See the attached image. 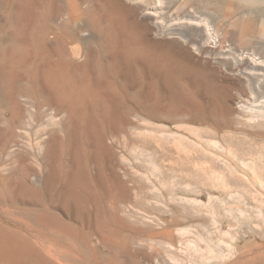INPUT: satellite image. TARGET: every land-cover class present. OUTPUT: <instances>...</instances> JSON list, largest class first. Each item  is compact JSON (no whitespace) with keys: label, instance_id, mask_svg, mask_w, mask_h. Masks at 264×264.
<instances>
[{"label":"rangeland","instance_id":"374dc122","mask_svg":"<svg viewBox=\"0 0 264 264\" xmlns=\"http://www.w3.org/2000/svg\"><path fill=\"white\" fill-rule=\"evenodd\" d=\"M114 1L0 0V264H264V0H160V27L140 12L158 0ZM65 58L113 101L84 111L120 181L93 132L69 180L65 113L31 81Z\"/></svg>","mask_w":264,"mask_h":264},{"label":"bare ground","instance_id":"6f19581e","mask_svg":"<svg viewBox=\"0 0 264 264\" xmlns=\"http://www.w3.org/2000/svg\"><path fill=\"white\" fill-rule=\"evenodd\" d=\"M114 1V0H113ZM141 2H139V4H143L145 0H140ZM116 2V1H114ZM135 2V1H134ZM158 4H156V6H150L147 4L148 2H145V4L141 7V14L142 15H146L152 20V23L155 24V26H162L161 23H163L162 21H158V15H161L162 10H166L164 8H162V4L160 2V0L157 1ZM156 2V3H157ZM137 3V2H136ZM141 4V5H142ZM140 5V6H141ZM121 7V6H120ZM164 7V6H163ZM184 8V7H183ZM192 9V8H191ZM132 11V10H131ZM190 10H188L189 12ZM194 13V11H191ZM166 13V12H165ZM195 14V13H194ZM100 15V14H99ZM132 15V14H131ZM130 15V16H131ZM164 15V14H163ZM183 16V15H181ZM180 16V17H181ZM100 17V16H99ZM164 17V16H163ZM147 18V19H148ZM166 18V16H165ZM178 19V18H177ZM160 20V19H159ZM162 20H164L162 18ZM208 19L203 18L201 19L198 16H193V15H185L183 16V19H178L177 21L175 20V22L173 24H171V28L173 29H180V28H184L187 27V29H190L191 27H201L199 28V37L204 38L207 35L210 36L209 34H211L212 31L208 30L209 26H208ZM151 23V24H152ZM210 23V22H209ZM153 26V24H152ZM154 26V27H155ZM165 26V24H164ZM166 26H168V24H166ZM145 27V26H144ZM158 27V28H159ZM190 27V28H188ZM211 28V27H210ZM157 29V28H156ZM163 29V28H161ZM160 29V30H161ZM197 29V28H196ZM159 30V29H157ZM166 30V29H165ZM183 30V29H182ZM186 30V29H185ZM198 30V29H197ZM184 31V30H183ZM192 31V30H191ZM210 31V33L208 34V32ZM172 32H174L172 30ZM177 33V32H176ZM181 33V32H180ZM184 34V33H183ZM262 34L264 35V32H262ZM185 35V34H184ZM186 37V36H185ZM193 37V36H191ZM184 38V37H183ZM212 39L213 36H211ZM190 40V39H189ZM200 40V39H199ZM203 40V39H202ZM207 40V39H206ZM216 40V39H215ZM210 41V37L208 39V42ZM188 42V41H187ZM190 42V41H189ZM202 42V41H201ZM204 42V41H203ZM207 42V41H205ZM213 42V40H212ZM192 43L196 44L198 43L197 39H193ZM67 44V43H66ZM125 44V42H124ZM194 44H192L194 46ZM126 45V44H125ZM200 45V42H199ZM203 45V44H202ZM206 45V43L204 44V46ZM209 45V44H208ZM207 45V46H208ZM216 45V44H214ZM66 46V45H65ZM124 46V45H123ZM197 47V45H196ZM214 47V46H213ZM136 48V47H135ZM201 48H203L201 46ZM200 48V49H201ZM211 48V47H210ZM215 48V47H214ZM52 49V48H51ZM133 49V48H132ZM141 49V48H139ZM197 49V48H196ZM65 50V49H64ZM125 51V50H124ZM129 51V50H128ZM127 52V51H126ZM136 52V51H135ZM138 52V51H137ZM143 52V51H142ZM139 53V52H138ZM127 54V53H126ZM125 55V54H124ZM138 55V54H137ZM89 56V55H88ZM128 56V54L126 55ZM226 57V56H225ZM57 58V57H56ZM124 58V57H123ZM127 58V57H126ZM130 59V58H129ZM71 60V59H70ZM69 59H50V60H43L42 62H40V64L38 65V70L35 71V74H33L35 76V78L32 77V82L37 86V89L39 91V94L41 96V100L44 103H48L49 107H52L51 110L50 108L48 109L50 111L51 116H55L57 113H60L61 111H63L65 113V117L63 120H65L64 122L67 124V132H68V139L71 142V157H69L70 159L68 160V165L69 168L67 167V169L69 170L71 174V176L69 177V180L74 179V172L75 170L77 171V169H74L73 172L70 170L72 168V166H75V164L79 163V159L81 156L82 151H84V134H88L87 136H89V134L91 135V133L93 132L97 139L99 140L100 143V148L103 150V153H107L106 156V167H104V169L106 168L108 170V173L112 174V176L119 180V175L117 174V165H119L117 163V158L114 157V155L108 151V146L105 142V137H104V133L97 128V125L95 123L92 122V120L89 117L88 114V109H86L84 111V103L87 102L88 104L86 106H88L89 108L91 107H95L101 106V107H107L110 103H113V101H111L110 96L108 95V93L106 92L107 88L105 89V84L103 82L94 80L92 78L88 79V78H83L79 81V83L75 82L72 78V76L69 75L68 73V66H66L65 64L70 65L69 67L73 66L74 63H72L73 61H70ZM92 60V59H91ZM238 63L240 64H245L247 63L248 65L254 66L256 67L257 65H260V61L253 56H246V57H240L238 60ZM108 62L114 65L115 64V59L114 57L112 59H108ZM107 62V63H108ZM117 62V61H116ZM122 62H128L127 59H123ZM89 65V63H87ZM86 64V65H87ZM87 65V66H88ZM91 65V64H90ZM113 65V66H114ZM142 65H143V69L145 67V69H149V68H154L155 64L154 62L149 59L148 57H145L142 59ZM263 65V64H261ZM249 67V66H248ZM70 69V68H69ZM76 69V68H74ZM103 69V68H102ZM104 74L107 76H117V72L115 69H113V67H111L110 65H107L104 69ZM89 73V72H88ZM92 74V73H91ZM90 74V75H91ZM92 76V75H91ZM50 77V78H49ZM53 77L55 78L54 83L52 82L53 80H49V79H53ZM94 77V76H92ZM96 77V76H95ZM113 78V77H112ZM121 78V77H120ZM99 79V78H98ZM104 79V78H103ZM107 79V77L105 78V80ZM114 79V78H113ZM50 82H49V81ZM110 81V80H109ZM107 82V80H106ZM115 82V81H114ZM60 83H65L69 89L68 92H65L64 89L62 90L63 86H61L62 84ZM109 84V83H107ZM61 86V88H60ZM172 89V88H171ZM249 91V90H248ZM150 94V93H149ZM176 94V93H175ZM148 97V96H147ZM237 96L229 94L227 97L226 102V107L228 109H238L239 107L237 106L236 102H237ZM38 98V95H37ZM224 100V99H223ZM37 101V100H36ZM240 103V102H239ZM40 105L38 106L37 111L39 113H43L45 108L42 104L43 103H39ZM143 104V103H142ZM225 104V103H224ZM242 104V103H241ZM38 105V104H37ZM36 105V107H37ZM46 105V104H45ZM113 105V104H112ZM157 105V104H156ZM254 105V104H253ZM43 106V108H42ZM47 106V105H46ZM151 106V105H150ZM112 107V106H111ZM153 107V106H152ZM151 107V108H152ZM145 108V106L143 107ZM146 109V108H145ZM165 109V108H164ZM110 110V109H109ZM148 110V109H147ZM256 110V109H255ZM260 110V109H259ZM35 111V110H34ZM255 113V112H254ZM258 114V113H257ZM261 114V117H264V111H259V115ZM255 115V114H254ZM92 116V115H91ZM62 121V123H64ZM61 124V123H60ZM58 126V125H57ZM56 126V127H57ZM65 126V125H64ZM61 127V126H60ZM99 127V126H98ZM60 131V130H59ZM57 132V131H56ZM54 134V133H52ZM58 134V133H56ZM55 135V134H54ZM92 137V136H91ZM53 138V137H52ZM95 138V137H94ZM92 150V149H91ZM93 150L94 147H93ZM107 150V151H106ZM112 150V149H111ZM146 151V150H145ZM92 152V151H91ZM113 152V151H112ZM100 153V152H99ZM101 154V153H100ZM141 154V153H140ZM105 157V156H104ZM96 158V157H95ZM99 158V156H98ZM101 158V157H100ZM103 158V157H102ZM104 159V158H103ZM99 160V159H98ZM82 161V160H81ZM85 161V160H83ZM100 162V160H99ZM96 163V161H95ZM98 163V162H97ZM105 164V163H104ZM102 165V164H101ZM67 166V165H66ZM98 168V167H97ZM103 168V167H102ZM67 170V173H68ZM98 170V169H97ZM104 171V170H103ZM106 174V171H104ZM79 174V173H78ZM97 174V173H96ZM101 174V173H100ZM88 176V174H87ZM96 176V175H95ZM99 176V175H97ZM106 177V176H105ZM104 177V178H105ZM110 177V175H109ZM90 177H88L89 179ZM101 178V177H100ZM96 179V178H95ZM103 179V176H102ZM116 180V181H117ZM90 181V180H88ZM97 181V180H96ZM99 181V180H98ZM112 182V180H110ZM102 182V181H101ZM115 182V180H114ZM88 183V182H87ZM91 183V182H90ZM110 183V182H108ZM121 183V182H120ZM123 183V182H122ZM84 184V183H83ZM91 185V184H89ZM89 185H87V188H91ZM119 185V184H118ZM92 186V185H91ZM89 191V190H88ZM72 196V195H71Z\"/></svg>","mask_w":264,"mask_h":264}]
</instances>
